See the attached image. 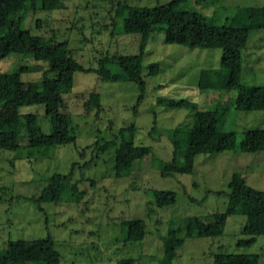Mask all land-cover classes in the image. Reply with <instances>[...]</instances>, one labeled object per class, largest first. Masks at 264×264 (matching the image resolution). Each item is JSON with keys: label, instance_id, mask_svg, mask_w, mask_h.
I'll return each mask as SVG.
<instances>
[{"label": "rangeland", "instance_id": "1", "mask_svg": "<svg viewBox=\"0 0 264 264\" xmlns=\"http://www.w3.org/2000/svg\"><path fill=\"white\" fill-rule=\"evenodd\" d=\"M63 1L62 10L27 13L23 26L35 35L68 42L75 59L95 70L106 56L140 51L141 36L118 34L123 20L117 11L122 4L158 6L171 0ZM250 7H264V0H188L186 4L217 26L228 24L239 10ZM222 57V49H189L167 44L162 32L154 34L143 61L147 87L141 103L136 83L103 81L94 72L76 73L63 110L72 118L76 142L34 148L21 128L19 149L0 154V248L19 239L51 237L61 254L60 264H122L130 259L133 264H161L162 238L171 227L184 228L185 219L227 211L229 183L235 173L264 191V152L198 155L192 174L161 175V166L173 157L169 132L189 129L196 119L194 112L164 107L162 100L187 99L202 111L219 107L222 130L235 132L240 139L245 131L264 129V111L235 110L236 91L200 89L202 71L220 68ZM151 64L160 66L157 75L149 74ZM23 67L31 69L22 74L24 82L42 80L47 69L43 62L15 53L0 61V73L18 72ZM241 81L247 87L264 85V30L250 32ZM93 91L101 96L99 114L96 109L88 112L85 106ZM21 113L37 114L43 133H52L44 106H25ZM130 126L137 130L135 144L148 147L149 153L130 176L117 178L119 130ZM73 164L85 167L75 168L70 192L64 196L56 190L52 201L41 205L30 201L40 195L50 177L69 173ZM153 191L175 192L176 203L158 208ZM137 219L144 220L146 228L131 233L124 221ZM222 227H216L217 237L187 239L173 264H213L220 253L255 254L258 264H264V217L235 215ZM253 238L252 244L239 245V241Z\"/></svg>", "mask_w": 264, "mask_h": 264}, {"label": "trees", "instance_id": "2", "mask_svg": "<svg viewBox=\"0 0 264 264\" xmlns=\"http://www.w3.org/2000/svg\"><path fill=\"white\" fill-rule=\"evenodd\" d=\"M188 0H171L158 6H129L122 4L117 16L123 20L118 34L141 36L140 51L135 55L106 56L99 62L98 69H86L70 52L68 42H56L46 34L35 35L23 26L24 16L30 12H52L65 8L63 0H0V61L15 53L46 64L42 80L24 82L22 74L31 69L23 67L14 73H0V154L19 149L20 129L24 128L34 148H54L73 144L77 140L72 118L65 114V95L70 94L75 84L76 73L94 72L100 80L138 84L144 98L147 87L143 78V61L150 38L158 33L165 34L167 44L181 45L189 49H222L221 66L215 70H203L199 87L201 90L236 91L235 110L239 112L264 111V85L245 86L242 79L244 50L250 32L264 30V7L239 10L223 26L207 21L206 17L186 8ZM200 2V0H198ZM38 27L41 22L38 21ZM160 72L158 64L149 66V74ZM161 105L171 109H185L196 114L189 129L176 128L169 132L173 145L172 161L161 166L162 177L175 174H192L198 155H214L225 151L243 153L264 152V129L245 131L239 138L235 132L222 130L223 111L219 107L202 111L199 105L187 99L162 100ZM42 105L51 123L52 133L45 134L39 125L37 114H22L25 106ZM85 106L97 114L103 110L101 96L93 91ZM136 127L119 130V151L115 156L117 178L130 176L137 163L145 159L149 148L135 144ZM73 164L67 174H54L37 198L30 201L41 205L52 201V194L59 190L61 195L70 192V182L75 168ZM158 208L174 205L177 195L172 191L151 193ZM229 204L221 215L205 218L193 217L182 221L184 228L171 227L162 238L164 258L161 264H173L178 250L187 239L217 237L216 227L226 225L235 215L264 217V191L248 185L246 179L235 173L227 193ZM29 200V199H26ZM128 231L137 233L146 228L144 220L124 221ZM223 228V227H222ZM255 242V238L239 241V245ZM61 254L51 238L10 241L0 248V264H60ZM122 264H133L134 260H122ZM255 254L215 255L213 264H258Z\"/></svg>", "mask_w": 264, "mask_h": 264}]
</instances>
